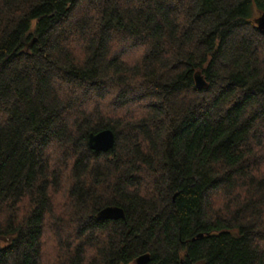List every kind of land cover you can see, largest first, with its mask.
I'll return each instance as SVG.
<instances>
[{
	"label": "trees",
	"instance_id": "1",
	"mask_svg": "<svg viewBox=\"0 0 264 264\" xmlns=\"http://www.w3.org/2000/svg\"><path fill=\"white\" fill-rule=\"evenodd\" d=\"M263 12L0 0V264H264Z\"/></svg>",
	"mask_w": 264,
	"mask_h": 264
},
{
	"label": "water",
	"instance_id": "2",
	"mask_svg": "<svg viewBox=\"0 0 264 264\" xmlns=\"http://www.w3.org/2000/svg\"><path fill=\"white\" fill-rule=\"evenodd\" d=\"M257 29L264 34V12L254 19ZM195 86L198 89L206 87V82L200 73L194 75ZM114 146V134L110 130H103L98 133H91L88 136V147L95 152H107ZM97 218L102 220L124 219V211L119 207H106L97 213ZM149 255L144 254L134 260V264H147Z\"/></svg>",
	"mask_w": 264,
	"mask_h": 264
},
{
	"label": "rangeland",
	"instance_id": "3",
	"mask_svg": "<svg viewBox=\"0 0 264 264\" xmlns=\"http://www.w3.org/2000/svg\"><path fill=\"white\" fill-rule=\"evenodd\" d=\"M132 264H134V263H132Z\"/></svg>",
	"mask_w": 264,
	"mask_h": 264
}]
</instances>
